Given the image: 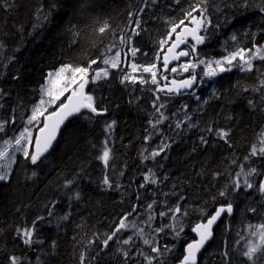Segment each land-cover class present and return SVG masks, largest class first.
<instances>
[{
	"label": "trees",
	"instance_id": "1",
	"mask_svg": "<svg viewBox=\"0 0 264 264\" xmlns=\"http://www.w3.org/2000/svg\"><path fill=\"white\" fill-rule=\"evenodd\" d=\"M198 3L201 0H158L150 4L140 17L143 30L134 38L136 46L148 55L138 53L136 62H152L158 41L171 23L178 22L192 4ZM205 6L212 27L207 28L205 43L198 48L200 57L221 58L234 47L264 45V0H206ZM141 7L142 0H0V121L8 119L13 110L17 116V124L6 125L0 137L11 136L20 126L19 118L28 114L41 96L48 72L70 62L88 66L91 60L110 55L108 48L115 37L129 31V13ZM106 25L105 32L100 33L99 28ZM127 71L111 70L110 78L88 85L98 108L107 110L106 115L71 119L42 163L33 166L18 153L14 163L7 158L0 160L11 171V179L0 182V264H7L11 254L31 257V264H80L82 253L84 264H147L139 253L151 250L139 236H134L131 245L122 246L114 240L100 250L102 239L137 203L141 214L129 217V221L135 219L137 228L143 227L146 237H155L154 243L159 244L161 255L153 264H179L185 245L194 239L190 230L229 203L233 213L218 224L199 264H264V257L255 261L243 255L249 226L264 224V194L258 190L264 156L250 154L253 146L257 152L264 147V60H253L252 71H241L237 61L231 71L212 79L204 77L195 89L199 100L194 95L173 96L168 113L187 105L191 120L174 129L184 112L169 115V120L159 126L163 132L153 135L147 144L143 137L149 127L146 121L154 114V86L122 85ZM196 71L199 82L203 66ZM108 124L113 127L106 132ZM220 129L229 131L228 143L215 135ZM202 136L208 141L206 145L201 143ZM162 137L170 144L166 152L142 162V155L156 149ZM105 139L111 149L107 169L97 159ZM252 168L256 173L248 180L253 188L246 189L241 175V187L235 190L237 173ZM149 170L158 183L139 188ZM106 174L112 189L103 185ZM73 176L82 177L78 186L73 185L81 193L80 199L72 198V189L64 188V182ZM153 201L155 219L149 227L144 223L149 214L146 205ZM177 205L182 214L176 225L171 213L159 216L161 210ZM37 217L43 219L36 225L33 239L42 243L29 249L16 238L15 230L30 227ZM163 225L184 231L177 237L172 227H167L156 236L155 229ZM135 231L129 229L119 235L126 238ZM93 240L95 243L90 244ZM120 248L129 250L127 261Z\"/></svg>",
	"mask_w": 264,
	"mask_h": 264
},
{
	"label": "snow or ice",
	"instance_id": "2",
	"mask_svg": "<svg viewBox=\"0 0 264 264\" xmlns=\"http://www.w3.org/2000/svg\"><path fill=\"white\" fill-rule=\"evenodd\" d=\"M158 0H142V7L134 13H129V31L128 33H121L115 37L114 43L108 48L110 55L105 56L102 60L93 59L88 66H73L71 64L61 65L57 70L47 73L45 78V86L41 87V96L28 110V114L21 118V123L18 128L13 129L11 136L0 137V160L7 158L11 162H15L16 154H21L23 159L29 161L33 166L43 162L46 154L52 150L54 143L57 141L62 127L74 116H81L85 119H93L95 116L106 115V109L98 108L94 95L87 89L90 83H96L101 79L110 78L111 70L129 69L121 78V84H140L141 86L151 84L153 100L151 107L154 109L153 117L146 121L149 127L144 129L146 135L143 137V142L147 144L153 135H158L163 132L159 126L165 121L169 120V115L176 116L179 111L184 112V118L178 119L174 124V129H181L184 124L191 120L188 114L187 105H181L177 112L168 113V104L173 96L194 95L197 100L200 99L196 95L194 85L202 84L203 78L212 79L226 71H231L233 66H236L239 61L241 71H252L253 60L259 58L264 60V45L253 44L252 48L234 47L233 50H226L227 54L221 58H202L199 55L198 48L203 45L206 40L207 28L212 27L211 18L208 15V9L205 6L206 0H201V3L192 4L188 10L185 11L183 17L178 22L171 23L163 38L159 39L158 46L155 51L153 61L147 64H140L136 62V57L139 54L147 56V52L136 46L134 38L143 30L141 28V19L144 11L150 4L157 3ZM179 2V0H176ZM198 13V15H197ZM133 16L136 19H133ZM105 27L99 28L100 33L105 32ZM215 27H219L217 24ZM233 42L236 41V36L231 37ZM126 47V50H125ZM255 49V52H252ZM252 53V55H249ZM184 58V59H182ZM104 67L92 68V65H100ZM123 66V68H122ZM203 66V77L198 82L197 69ZM94 72V74H92ZM147 74V77H145ZM172 74L185 76L183 79H177L175 76L169 78ZM18 79V77H14ZM161 94L168 99H162ZM2 95V92H0ZM47 97V99L45 98ZM0 107H3L0 104ZM115 122L113 121V124ZM16 125L17 116L15 110L9 114V118L0 121V133L5 132L6 125ZM113 124L106 125L105 131L112 129ZM189 127H194V124H188ZM169 127H173L171 124ZM209 133L213 131L211 127L207 129ZM215 135L228 143L229 131L220 129L216 131ZM201 143L207 144L208 141L202 136ZM170 146L162 137L159 146L153 149L148 155H142V162H147L149 159L154 160L157 156H161ZM34 149V150H33ZM147 151V149H145ZM111 149L108 146V140L105 139L102 154L98 155L97 159L102 162L105 169L109 167ZM252 156H264V147L257 149L253 146L250 153ZM248 159L247 157L245 158ZM0 182H8L11 179L10 168L0 164ZM243 168V166H242ZM256 173V169L252 168L248 172L237 173V180L234 182L235 190L241 187L239 177L244 176V185L246 189H252L253 184L248 180V177ZM36 172H32L35 176ZM78 179L82 177L73 176L64 182L65 189H72L71 195L74 199H80L81 193L73 188L77 185ZM103 185L108 189L113 188L108 175L103 177ZM158 183L157 177L149 170L148 174L143 175L142 182L139 188H144L147 184ZM78 186V185H77ZM119 188V186H116ZM258 190L264 194V180H261L258 185ZM221 196L225 192L220 193ZM140 199L139 196L136 197ZM154 201L146 205L148 211L147 219L144 223L151 227V222L155 219L152 214L154 210ZM140 205L134 204L129 212L125 213L118 222L114 225L110 233L106 234L101 241L100 250L103 251L109 246L112 241L118 242L122 246L131 245L134 236H139L143 240V244L150 247L152 253L156 256H151L143 251L139 254L144 257L147 264H153L156 257L161 255V248L158 243H154L155 237H146L143 227L137 228L135 219L129 221V217H137L141 213L139 211ZM254 211V209H253ZM233 212V205L231 203L219 206L213 214H211L205 222L197 223L192 228V232L196 233L198 239L188 242L184 248V254L179 261V264H198V254L203 248L205 242L212 235V227L217 220L225 213L231 215ZM171 213L170 219L177 221L181 215V208L177 205L174 208L161 210L159 216H164ZM186 214V213H183ZM51 215V212H49ZM68 217L65 216L64 219ZM43 217H37L30 227L17 228L15 236L20 242L29 249L32 246L42 241L33 239L36 232V225ZM129 221V222H126ZM172 227L173 232L177 237L184 231L181 227L178 230L171 225H163L155 229L156 236L165 231V228ZM255 227L256 231L252 232L253 236L259 234L261 241H264V224L249 226ZM129 229H136L133 235L126 238H121L124 231ZM95 243V240L90 241ZM55 242H53V245ZM258 247V246H257ZM167 248V245H165ZM125 261L129 258V250L120 248ZM255 247H249L243 255L249 259L252 258ZM227 255V254H225ZM7 264H31V257L24 255L11 254L6 258ZM85 255L82 253L80 257V264H84Z\"/></svg>",
	"mask_w": 264,
	"mask_h": 264
},
{
	"label": "rangeland",
	"instance_id": "3",
	"mask_svg": "<svg viewBox=\"0 0 264 264\" xmlns=\"http://www.w3.org/2000/svg\"><path fill=\"white\" fill-rule=\"evenodd\" d=\"M173 76H175V78L180 79V75L178 74H172V76H170V78H173ZM173 224H177V221H173ZM260 225V224H259ZM256 231L255 227L251 228L250 230H248V237H247V243H246V251L249 247H255L256 251L253 252L252 254V260H259L260 258L264 257V241H261L259 238V234H257L256 236L252 235V232ZM148 235V234H146ZM258 246V247H257ZM145 252V251H144ZM150 253V254H155L152 252H146Z\"/></svg>",
	"mask_w": 264,
	"mask_h": 264
},
{
	"label": "water",
	"instance_id": "4",
	"mask_svg": "<svg viewBox=\"0 0 264 264\" xmlns=\"http://www.w3.org/2000/svg\"><path fill=\"white\" fill-rule=\"evenodd\" d=\"M170 78V77H169ZM171 79V78H170ZM198 80H199V75H198ZM198 85V84H197ZM197 85H194V90L197 88ZM87 89H88V86H87ZM74 117H76V116H74ZM74 117H72V118H70L69 119V121L71 120V119H73ZM68 121V122H69ZM68 122L62 127V129H61V131H60V134H59V136H58V139H59V137H60V135H61V132H62V130H63V128L68 124ZM57 139V140H58ZM57 142V141H56ZM55 142V143H56ZM55 143H54V145H55ZM54 145H53V147H54ZM51 151V150H50ZM50 153V152H49ZM48 154V153H47ZM46 154V155H47ZM263 180H264V175H263ZM233 213V212H232ZM227 213H225V214H223L218 220H217V222L213 225V227H212V235H211V237L205 242V244H204V246H203V248L201 249V251H200V253L198 254V264L200 263V257H201V255L204 253V251L206 250V248L208 247V245L212 242V240L214 239V230L216 229V227L218 226V224L223 220V218H224V216L226 215ZM195 227V226H194ZM190 233H191V235L193 236V240H196V239H198V236L196 235V233H194V232H192V229L190 230ZM192 240V241H193Z\"/></svg>",
	"mask_w": 264,
	"mask_h": 264
},
{
	"label": "bare ground",
	"instance_id": "5",
	"mask_svg": "<svg viewBox=\"0 0 264 264\" xmlns=\"http://www.w3.org/2000/svg\"><path fill=\"white\" fill-rule=\"evenodd\" d=\"M208 10H209V8H208ZM70 63H71V62H70ZM70 63H69V64H70ZM72 63H74V62H72ZM72 63H71V64H72ZM76 63H77V62H76ZM76 63H74L73 66H74ZM79 63H80V62H79ZM92 66H93V65H92ZM92 68H93V67H92ZM18 113H19V112H18ZM21 113H22V112H20L19 114H21ZM24 115H25V113H24ZM24 115L22 114V116H24ZM26 115H27V114H26ZM22 116H21V117H22ZM19 117H20V115H19ZM21 117L19 118V120H21ZM9 127H10V126H9ZM22 254H23V253H22ZM17 255H18V254H17ZM19 255H20V254H19Z\"/></svg>",
	"mask_w": 264,
	"mask_h": 264
}]
</instances>
